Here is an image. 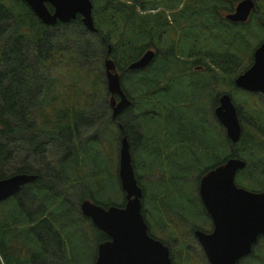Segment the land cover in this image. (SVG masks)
Here are the masks:
<instances>
[{"label": "trees", "instance_id": "1", "mask_svg": "<svg viewBox=\"0 0 264 264\" xmlns=\"http://www.w3.org/2000/svg\"><path fill=\"white\" fill-rule=\"evenodd\" d=\"M237 1L184 0L179 8L180 0H91L92 16L97 29L95 33L85 29L79 15L68 24L57 23L53 26H70L77 37L84 35L99 40L102 48V51L99 49L102 54L100 70L107 58L112 59L116 65L121 87L131 105L120 116L113 118L109 106L110 94L106 89L107 107L99 112V117L103 121L102 124L114 130L119 141L121 137H126L130 150L135 149L132 163L134 159L137 166L133 163V168L134 172H138V176L141 174L140 168L143 167L147 172L155 173L161 178V181L141 187L142 212L148 233L152 237H155L150 231L153 227L161 229L163 225L166 229L175 223L177 226H185L189 219H196L198 223H203V228H209L211 222L199 201L196 186L201 174L227 158L239 157L247 162L245 170L237 177L239 185L249 190H264V106L259 94L245 92L234 84L236 76L249 66L254 48L264 39V0H256L257 10L253 15L257 14L260 23L252 18V24L230 23L223 19L222 13H231ZM46 6L50 11L53 10L49 4ZM176 8L179 9L181 19L185 18L184 22H177L174 10ZM169 11L171 13L168 15ZM170 18L173 24L170 23ZM53 27L42 25L24 0H0V180L17 174L36 176V180L22 187L16 196L0 203V206L4 207L0 218L13 219L15 223L9 227L13 228L7 234V230H3L0 264L2 260L6 264L10 258L16 257L11 254L13 249L9 250L8 247L12 237L14 240H24L21 249L24 246L33 249L30 259L19 261L16 257L19 264H45L46 256L53 255L52 250L60 251V264L94 263L96 249L84 250L83 243L85 240L96 243L97 248L107 236L98 231L89 219L86 221L91 226L88 225L90 230L86 234L80 232L77 224L74 232L71 231L73 227H67L76 220V213L72 210L74 206L64 190H69V183H72L69 172L76 169L78 163L85 170L89 169L88 175L91 178L96 181L102 177L104 185L108 186L103 166L107 164V154L112 155L114 170L112 175L105 173L112 178L111 186L115 198L119 201L122 197L117 176L115 144L107 139V145L103 146L99 139L88 140L81 146L73 137L79 115L76 114L74 98H70V94L76 95L75 88L82 86L76 81H80L82 75H88L89 85L86 90H97V87L104 83L105 75L104 78L101 76L103 73L99 72V67L96 73H88V69L75 65L74 53L53 47L51 44L68 43L72 39L71 34L51 38L49 30ZM202 28L210 34L215 28L217 38L222 40V43H217L212 38L209 41L203 39L204 36L198 35ZM186 35L191 37L187 39ZM172 37L176 38L177 42H174ZM250 40L252 42L248 44ZM220 47L224 48L220 55H224L228 47L236 53L242 50L241 58H245V63L241 65V70L238 68V62L233 61L236 57H213L217 55L216 50ZM162 48L165 50L164 55H160L159 49ZM204 49L207 54H211L207 55L211 67L220 69V74L206 73L201 77L198 70L186 73L189 64L181 61L180 57L198 58L197 52ZM148 50L155 52L151 63L143 70L129 71L128 65ZM61 59L65 63L60 64L58 72H63L64 78L56 77L45 91L50 93L56 87L57 91H61V88L67 90L69 95L65 99L61 98L60 93H57L55 98L57 103L66 106V114L63 109L62 112L54 110L53 115H44L41 107L50 105L39 104L35 109H31L28 115L30 119L27 120L23 110L30 83H25V80H28L25 77H32V74L28 75L30 71L36 73L40 68L44 70L46 66ZM198 62L199 60H195L193 63ZM205 71L211 70L205 67ZM223 80L226 86L222 85ZM215 85L220 92L214 91ZM84 90H80L78 94L81 95ZM224 94L231 97L241 124V138L234 145L221 133L220 124L216 119L210 122L211 118H215L219 98ZM98 96H103L102 90L98 91ZM93 99H84L85 104L91 103ZM93 110L92 113H97ZM60 113L62 115L58 116ZM242 116L251 126L248 127L246 121H242ZM16 135L19 137L18 144L15 143ZM23 135L24 140H20ZM98 136L102 138V134ZM71 137L74 146L65 151L64 147L69 146L68 140L71 141ZM42 140L54 147L51 152L52 168L45 163V147L40 152L36 150L42 145ZM88 144L93 146L96 158L104 157L99 166L95 159L86 157L87 152L84 149L83 155L80 154L81 148ZM35 147L31 153V149ZM28 152L36 161L27 159ZM61 155L63 157L59 164L54 166L55 160ZM72 174L80 175V172ZM86 175L85 172L81 174L79 182L85 184ZM60 177L65 178L64 185H61L64 182L62 180L57 184ZM137 181L139 183L138 179ZM55 184L57 189H54ZM100 193L103 192L95 190L89 193L88 197L91 196V201L103 207H121L125 203V197L122 204L110 203L111 195L107 200L94 199L93 195ZM84 198L86 197L82 196L78 201ZM78 207L79 203L76 204V208ZM17 227L20 229H14ZM66 227L71 231V237H66L67 240L62 237ZM195 228H192V232ZM173 233L177 245L172 244L170 239L162 241L171 244V263L198 262L193 252L188 250V244L180 239L179 233L176 230H173ZM27 238L33 239L34 244L30 242L25 245ZM48 242H52V245H48ZM69 243L73 244V248L69 247ZM65 244L68 245V250H62ZM55 246H59V249H55ZM252 254L257 256V264H264V248L262 251L254 248ZM190 256L193 257L191 262L188 259ZM250 258L245 260V263L254 264V256Z\"/></svg>", "mask_w": 264, "mask_h": 264}, {"label": "water", "instance_id": "2", "mask_svg": "<svg viewBox=\"0 0 264 264\" xmlns=\"http://www.w3.org/2000/svg\"><path fill=\"white\" fill-rule=\"evenodd\" d=\"M24 2L46 27H53L57 23L68 24L79 15L88 32L97 31L91 0ZM46 4L53 10L50 11ZM255 10L254 0H239L233 13L227 14L225 19L243 24ZM154 56L155 52L148 50L128 69L143 70ZM103 68L106 89L110 94L111 115L116 118L129 108L131 101L121 87L114 61L105 59ZM234 84L245 92L258 93L264 97V40L254 49L250 67L235 78ZM215 117L226 138L231 144H237L241 138V124L237 108L229 95L224 94L219 98ZM245 166L246 163L237 157L228 158L205 171L199 178L197 193L211 220L212 230H195L193 234L208 264H238L251 253L260 236L264 235V191H250L235 183L237 173ZM117 174L125 197L123 206L103 207L88 199L80 202L82 216L90 219L93 226L109 238L97 246L94 264H172L168 246L148 234L142 213L143 192L135 177L130 144L126 137H121L119 141ZM35 180V175L28 174L0 180V203L14 197L22 187Z\"/></svg>", "mask_w": 264, "mask_h": 264}, {"label": "rangeland", "instance_id": "3", "mask_svg": "<svg viewBox=\"0 0 264 264\" xmlns=\"http://www.w3.org/2000/svg\"><path fill=\"white\" fill-rule=\"evenodd\" d=\"M10 1H12V0H10ZM183 2H184V0H180V6H178L179 8H181V6L183 5ZM185 2H186V0H185ZM187 4H190V3H187ZM226 4H227V2H226ZM174 10H176L175 15L177 16V22H180V21L184 22L185 18L181 19V15L179 16V9L176 8ZM172 12H173V10H172ZM170 13L171 12L169 11L168 15ZM252 18H254V20H256L258 23H260V20H259L257 14H255V15H252L248 24H252V22H253ZM188 19L189 18H187V20ZM170 23H172L171 18H170ZM216 33L217 32H216L215 28L212 29V34H210L209 32H206L205 29L202 28L201 32L198 35L204 36L203 39H206L207 41H209L212 38V40H215L217 43H222V40L217 38ZM69 34L72 35V39L68 43L67 42H61L58 44H54V45L51 44V45L58 50H64L65 52L74 53L75 54L74 62H75V65L77 67H80L83 69H85V68L88 69V73H89V71L96 73L97 69L100 65V59H102V54L100 53L102 51V48L100 47L101 45L99 43V40L97 41L96 38L84 36V35L82 37H77L75 35L76 33L74 32V30L70 26H66V27L56 26V27H53L52 30H49V35L51 36V38H55L58 35H69ZM185 37L188 39L191 36L186 35ZM172 38H173L174 42H177L176 38H174V37H172ZM203 39H201V40H203ZM251 42L252 41L250 40L248 42V44H250ZM179 43L180 42L178 41V45H179ZM174 48L176 49V47H174ZM99 49H101V51ZM223 49L224 48H222V47L218 48L216 50L218 52L217 55H214L213 57H219V58H226V56L236 57L237 59H234L233 61L238 62V64H239L238 68L240 69L241 65H244L245 58H241L242 57L241 54L243 53L242 50L236 53L235 50L228 47V50L226 52H224V55H220V53L223 52ZM159 50H160V55H164V53H165L164 48L159 49ZM207 55L209 56L211 54H207L206 49L198 51L197 56H199V57L198 58H191L190 61H188V62H194L195 60H199L198 63L191 64L190 72H196L197 70H200V71L204 72V74L203 73L200 74L197 72L198 75L201 77H203L206 73H208L209 75L210 74L213 75L216 72L220 74V71H221L220 69L217 70L216 68L211 67L210 63L208 61H206V59L210 60V58L207 57ZM204 56L206 57V59H204ZM182 60L186 61L187 59L184 58ZM63 63H65V61H63V59H61L60 61H57V63L56 62L51 63L49 66H46L47 68H44V70H42L40 68L39 70H37L36 73H34L33 71H30V70H29L30 73L27 72V73H29L28 75H31V74L33 75L32 77H25L26 79H28V80H25V83H30L28 86V89H29L28 94L26 95V98H25V108L23 110L24 117L27 120H28V118L30 119V117L28 115H29V112L31 111V109H35L36 106H38L39 104L50 105V106L41 107L42 108L41 112L44 115H46V114L53 115L54 110H61V112H62L63 109H64L63 113L66 114V111H65L67 109L66 106L63 103H57L55 98L57 96V93H60L61 98L65 99L69 95L67 90L65 88H61V91H57L58 87H56L50 93L45 91V89L48 88V84H51L53 82V80L56 79V77H59L60 79L64 78L65 74H63V72H58V69L60 68V64H63ZM203 64H206V66H204ZM247 64H248V62H247ZM198 67H200V69ZM205 67H208L211 71L206 72ZM99 72L103 73V75H101V76H103V78H104V68L103 67H102V70H100V67H99ZM76 83H79L82 86L81 87L77 86L75 88L76 95L70 94V98H74L73 106L75 109H77L76 114L79 115V118H78V120L76 122V126H75V134H73V137H74L75 141L78 142L79 145H81V146H83L84 143L87 142L88 140L89 141L90 140L98 141L100 139V144H102L103 146L107 145V141H106L107 139L110 142H113L115 144V146L117 147V151L115 152V154L117 157V167H118V151H119L118 150L119 149L118 144H119V140L117 139L114 130L110 129L108 127V125L102 124L103 121L99 117L101 115V114H99V112H102L103 109L105 108V106L107 107L106 102H108V96L106 95L105 78H104V83L102 84L101 87H97V90H86L88 88V85H89L88 75H85V74L82 75V79L80 81H76ZM222 85L226 86L225 80L222 81ZM52 88H49V90H52ZM82 89H85V90L81 93V95H79L78 93ZM101 90H102L103 96L99 97L98 91H101ZM68 91H69V89H68ZM214 91L220 92V90L216 87V85L214 87ZM39 92H40V96H39ZM128 92L130 93L129 89H128ZM65 93H67V94H65ZM260 97L262 99L261 103L264 106V97H262L261 95H260ZM89 98H94V99L92 100L91 103L85 104L84 99H89ZM91 106H93V108L90 109L89 107H91ZM92 109H94L93 111H96L97 113H95V112L92 113L91 112ZM60 115H62V113L58 114V116H60ZM128 115L130 117L132 116L130 113ZM108 117H110V116H107V118ZM213 120H215V118H211L210 122ZM242 121L243 122L246 121V118L244 116H242ZM35 122H36V120H35ZM245 124L248 127L251 126V124L249 123L248 120L245 122ZM254 127L258 128V126H255V125H254ZM220 129H221V133L223 135H225V132L221 126H220ZM99 134L100 135L102 134V138H99V136H98ZM262 136L264 138V135H262ZM18 138L19 137L16 135L15 136V139H16L15 143L16 144H18V142H17ZM21 139L24 140V135L20 137V140ZM43 142H42L43 147L41 145L37 149H36V147L32 148L31 153H32L33 149H36L37 152H40L45 147V149H44L45 153L43 152V155L46 158L45 163L49 164V167L52 168L53 164H51V162H52L51 156H53V155L51 154V152H53L54 147L49 145L47 141H43ZM68 143H69V146L64 147L65 151L71 150L72 146H74V142H73L72 137H71V141H70V139L68 140ZM243 148H244V146L241 147V149H243ZM83 149L87 152V154H85L86 157H89V159H91V160L92 159L96 160L97 166H99L100 162L103 163L104 157L100 156L99 158H96L93 154L94 148L91 144H88L85 148H83V147L81 148L80 154H82V155H83ZM134 150H135L134 148H133V150H131V157L132 156L134 157V155H135ZM31 153L28 152L27 159L28 160L32 159V160L36 161V158L33 157V155ZM22 154L25 156V154L23 152H22ZM63 155H61L59 158H57V160H55L54 166L59 164V162H60L59 160L62 159ZM22 158H24V157H22ZM112 159H113V156L109 155V153H108L106 156L107 164H105L103 166L104 170H106V171L103 170V173L106 176V181H107L106 184L108 186L104 185L102 177L98 178L96 181L94 178H91L88 175L89 169L85 170V168L80 163H78V166L76 169L71 170V172H69L70 179L72 180V183L71 182L69 183L70 184L69 190L68 191L64 190V193L68 196L69 201H71V203L73 204L74 207L72 208V210L76 213V214H74L76 220L74 222H72L69 226H67L69 228L73 227L71 230L72 232L75 231L74 227L76 224L79 225L80 232H84L86 234L90 230L89 226H88V225H90V223H88L86 221V219L80 215L79 207L76 208V204L79 203V206H80V202L82 201V200L78 201V199L80 197L85 196L86 198H84V199L90 200L91 196L88 197V194L94 192L95 190H98V191L103 192V193L94 194L93 195L94 199L107 200L108 196L111 195L112 199L109 200V201H111L110 203L115 202L117 204H122L124 202V195H123V192L121 191L120 187H119V189L122 193V197L119 201L117 198H115L113 190H112L113 187L111 186L112 178L107 175V174L112 175V172L114 170V165L112 163ZM141 161H142V159H141ZM133 163L136 165V162H134V159H133ZM133 163H132V165H133ZM254 163L256 164L257 160H255ZM3 169H6V167H3ZM77 171L80 172V175L83 174L84 172L87 173V175L85 176L87 179L85 184H82L81 182H79V176L80 175L72 174V172H77ZM95 171L97 172L96 169H95ZM140 171H141V174L139 173V176H138V172L136 170H135V174L137 176V179L139 180L141 187H143V185L145 187H147V186H149V184H154L157 181H161V178L158 175H156L155 173L147 172L146 170L143 169V167L140 168ZM117 176H118V174H117ZM61 180L64 182L61 183ZM191 181L192 180H190V182ZM94 182H96V184ZM60 183H61V185H64L66 183L65 178L60 177V179L57 181V184H60ZM236 183L239 185V183L237 182V178H236ZM57 184H55L56 187H54V189H57ZM67 184H68V182H67ZM239 186H242V185H239ZM196 189H197V186H196ZM84 192H86V194H83ZM3 208H4L3 206H0V212L3 210ZM144 214H145V212H144ZM81 221H84L86 223H82ZM14 224L15 223H14L13 219L6 220L4 218H0V241H2L3 237H4V231L3 230H7V232H6V234H7L9 232V230L11 228H13V227H11V228H9V227L14 225ZM67 227H66V229H63L64 232L62 234V237L64 239H66V237L68 239H70V237H71V231ZM193 227H197V228L203 229L205 231H209L211 229V225L209 226V228L206 229V228H203V223H198L196 221V219H189L185 226H181L180 224H179V226H177L175 223L173 226L167 227L166 229H164V227L162 225L161 229H158L157 227H153V230H150V231L156 238H158L162 241L170 239L172 244L177 245V241L175 240V234L173 233V230H176L179 233L180 239L182 241H185L188 244V246H189L188 250H191L193 252V254L195 255L196 260H198V262H195V261L191 262V258L193 259V257L190 256L188 259L190 260L191 264H208L206 261V258L204 257V255H203V253H202V251H201V249L197 243V241L195 240V238L192 235V228ZM14 229L19 230L20 228L17 227ZM17 232H19V231H17ZM59 233H60V231H59ZM23 241H24L23 239L19 240V238H18V240H14L12 237L11 241L9 242L10 245L8 244L9 250H10V248L13 249V250H11V254L13 256H16L19 259V261H22L24 259H30V256L33 253V251H32L33 249L28 248L27 246H24L21 249V245L24 244ZM30 242L34 244L33 239L30 240V238H27L25 241V245H29ZM165 243L171 249V246H170L171 244H169L168 242H165ZM48 245H52V242L51 243L48 242ZM83 245L85 246V247H83L84 250H95L96 249V243L92 244L91 242H86V240H85ZM69 247L73 248V244L69 243ZM86 247H89V248H86ZM263 248H264V237H261L260 240L258 241V243L255 245V250L262 251ZM26 249H28V250H26ZM55 249H59V246L58 247L55 246ZM65 249L68 250L67 244H65V246L63 245L62 250H65ZM50 251H51V249H50ZM59 252L60 251L52 250L53 255H47L46 256L47 259H45V264H60V263H62V255ZM57 253H59V254H57ZM251 256H254V264H257L256 263L257 256L255 257V254H251L245 260L248 261L249 259H251L250 258ZM16 257L10 258L9 261H6V264H8V263L9 264H19V261ZM95 258L96 257H94V261H95ZM245 260L241 261L240 264H247V263H245V262H247ZM2 264H4L3 260H2Z\"/></svg>", "mask_w": 264, "mask_h": 264}, {"label": "flooded vegetation", "instance_id": "4", "mask_svg": "<svg viewBox=\"0 0 264 264\" xmlns=\"http://www.w3.org/2000/svg\"><path fill=\"white\" fill-rule=\"evenodd\" d=\"M234 7H235V5H234ZM234 7H233V9H234ZM232 12H233V10H232ZM222 14H223V19H224V15L227 14V13H226V12H223ZM221 17H222V16H221ZM180 56H181V55H180ZM184 58L187 59V60H186V61H183L182 59H184ZM205 58H206V57H205ZM180 59H181V61H183V62H187V63L189 64V69L186 71V73H189V72H190V68H191V64H193V62H188V61H190V59H188V58H186V57H180ZM206 61H208V62L210 63L209 60L206 59ZM251 64H252V60H251V62H250V64H249V66H247V68L250 67ZM203 65L206 66V64H203ZM198 68L200 69V67H198ZM116 70H117V68H116ZM198 71H199L200 74H202V73L204 74V72H201L200 70H198ZM84 218H85V217H84ZM85 219H88V218H85ZM89 220H90V219H89ZM151 237H152V236H151ZM108 239H109V238L107 237L106 240H102L101 242L107 241ZM101 242H100V243H101ZM96 250H97V248H96Z\"/></svg>", "mask_w": 264, "mask_h": 264}]
</instances>
